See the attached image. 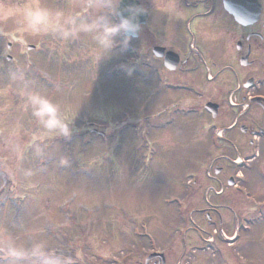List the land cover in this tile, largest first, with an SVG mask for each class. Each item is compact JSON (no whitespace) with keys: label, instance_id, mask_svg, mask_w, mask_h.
Returning a JSON list of instances; mask_svg holds the SVG:
<instances>
[{"label":"rangeland","instance_id":"1","mask_svg":"<svg viewBox=\"0 0 264 264\" xmlns=\"http://www.w3.org/2000/svg\"><path fill=\"white\" fill-rule=\"evenodd\" d=\"M44 3L66 15L79 10L73 0ZM93 35L64 42L50 34L34 49L0 35V230L29 253H0V264H140L153 250L164 252L166 264H264V186L247 220L234 211L222 230L210 231L212 242L203 233L184 244L186 191L202 182L203 193L212 174L201 127L165 116L150 124L147 67L134 74L129 44L116 36L96 60ZM31 91L58 101L61 115L75 113L70 137L33 140L42 129L21 94ZM37 244L43 256L31 255Z\"/></svg>","mask_w":264,"mask_h":264},{"label":"flooded vegetation","instance_id":"2","mask_svg":"<svg viewBox=\"0 0 264 264\" xmlns=\"http://www.w3.org/2000/svg\"><path fill=\"white\" fill-rule=\"evenodd\" d=\"M121 1L92 0L105 6L104 22L113 26L120 23ZM132 1L141 11L126 12V6L136 7L125 2L122 14L139 25L138 32L115 36L122 44L127 39L134 74L147 67L145 85L153 86L147 120L196 122L207 143L202 150L212 174L203 193L202 182L186 191V244L216 224L222 228L234 211L244 219L264 186L258 179L264 178V0ZM97 15L90 8L83 16ZM148 264L161 263L154 257Z\"/></svg>","mask_w":264,"mask_h":264},{"label":"clouds","instance_id":"3","mask_svg":"<svg viewBox=\"0 0 264 264\" xmlns=\"http://www.w3.org/2000/svg\"><path fill=\"white\" fill-rule=\"evenodd\" d=\"M119 2V0H117ZM73 9H79L66 15L63 10H54L48 7L44 0H0V35H4L11 41H16L24 45L39 43L47 35H58L59 38L67 42L69 39L79 38L81 33H94L92 39L95 47L91 49V54L96 60L107 55L115 46V34L123 30L126 33L135 35L139 25L132 19L124 18L121 15L120 23L116 26L105 23L102 14L105 6L102 3H93L92 0H77L72 5ZM95 9L98 15L90 22L78 18ZM115 8V5H113ZM132 12H139L140 9H128ZM127 44V39L124 41ZM27 96L28 104L32 109V115L37 118L42 132L38 136H33V140L51 139L55 137L68 138L72 134V123L75 113L65 110L61 115V105L58 101L39 92L31 91L21 93ZM27 106V105H26ZM39 152L40 150L37 149ZM0 253L4 258L15 257L25 258L29 255L23 247L17 246L15 240L5 235L0 230ZM32 256H43L44 245L37 244L33 247ZM43 264H73L71 258L61 260L59 258H47Z\"/></svg>","mask_w":264,"mask_h":264},{"label":"water","instance_id":"4","mask_svg":"<svg viewBox=\"0 0 264 264\" xmlns=\"http://www.w3.org/2000/svg\"><path fill=\"white\" fill-rule=\"evenodd\" d=\"M125 2H130L131 4H135L134 5V7H136V8H140V5L138 4V2H135V1H132V0H123V1H121V6L119 7V9H118V11H119V14H120V16L122 15L124 18H128V16L127 15H123L122 14V7L126 4ZM127 7V11L126 12H128L129 10V8H132V9H134L133 8V5L132 6H126ZM131 19V18H130ZM128 34H130V32L128 33ZM8 47H10V44H8ZM28 48L29 49H33L34 48V46L33 45H29L28 46ZM8 59H10V57H8ZM161 256V257H163V254H151L148 258H147V261L150 259V258H152V257H154V256ZM163 261H164V259H163Z\"/></svg>","mask_w":264,"mask_h":264}]
</instances>
